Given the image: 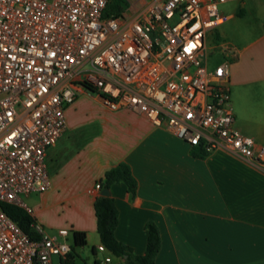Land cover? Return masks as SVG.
<instances>
[{"label":"built area","instance_id":"obj_1","mask_svg":"<svg viewBox=\"0 0 264 264\" xmlns=\"http://www.w3.org/2000/svg\"><path fill=\"white\" fill-rule=\"evenodd\" d=\"M223 1L127 0L103 15L107 0H0V201L32 214L21 195L49 186L45 151L65 130L77 86L190 148L222 149L264 172V143L233 126L229 61L208 67L210 49L228 52L207 42ZM31 226L34 239L0 207V264H64L68 229Z\"/></svg>","mask_w":264,"mask_h":264},{"label":"crops","instance_id":"obj_2","mask_svg":"<svg viewBox=\"0 0 264 264\" xmlns=\"http://www.w3.org/2000/svg\"><path fill=\"white\" fill-rule=\"evenodd\" d=\"M246 11L256 23L241 46L226 43V55L240 69L249 64L259 95L264 92V0H240L229 16L244 17ZM64 117L65 130L45 151L49 186L21 195L32 220L48 231L68 229L69 245L71 231L84 232V244L70 246L64 262L125 264L124 256L97 249L93 210L104 171L124 161L135 180L133 193L123 182L108 189L117 209L114 234L133 253L143 252L144 223L152 220L160 235L154 264H264V172L256 166L222 149L190 148L166 127L129 108H109L82 86ZM247 135L264 143V126Z\"/></svg>","mask_w":264,"mask_h":264},{"label":"trees","instance_id":"obj_3","mask_svg":"<svg viewBox=\"0 0 264 264\" xmlns=\"http://www.w3.org/2000/svg\"><path fill=\"white\" fill-rule=\"evenodd\" d=\"M126 5L127 0H107L102 14L117 15ZM192 153L196 156L201 155L199 150H193ZM114 182H123L127 190L133 193L135 180L126 162L120 161L104 171L101 188H109ZM0 207L16 222L24 233L31 239L36 238L37 235L31 226L32 219L23 208L16 204L3 201H0ZM93 210L98 240L110 254L118 257L124 256L125 264H154L155 256L160 248V235L157 226L152 220H147L144 223L146 241L143 252L133 253L131 248L118 240L114 234V228L117 222V209L112 196L110 194H97L93 200ZM70 236L71 247L82 245L85 242V234L83 231H71ZM64 264L69 263L64 262Z\"/></svg>","mask_w":264,"mask_h":264},{"label":"rangeland","instance_id":"obj_4","mask_svg":"<svg viewBox=\"0 0 264 264\" xmlns=\"http://www.w3.org/2000/svg\"><path fill=\"white\" fill-rule=\"evenodd\" d=\"M239 3L240 0H227L217 4L218 11L227 17L220 24L208 31V43L215 44L221 40L239 47L247 40V32L254 26L253 23H256V18L252 17L249 11L244 13V17H230L229 13L237 12ZM262 20L264 24V17ZM221 30H224L223 34ZM209 51L208 67L223 58H227L230 62L234 61V57L231 58L230 56L223 55L218 52L216 47ZM238 66L239 64H229L228 85L234 114L233 123L236 128L248 134L256 126H264V92L259 95L255 94L258 83L252 80L253 71L249 67V64L243 65L242 69Z\"/></svg>","mask_w":264,"mask_h":264},{"label":"water","instance_id":"obj_5","mask_svg":"<svg viewBox=\"0 0 264 264\" xmlns=\"http://www.w3.org/2000/svg\"><path fill=\"white\" fill-rule=\"evenodd\" d=\"M99 194L101 195L109 194V189L107 187H103L99 190Z\"/></svg>","mask_w":264,"mask_h":264}]
</instances>
